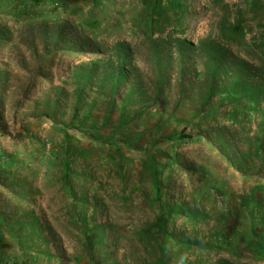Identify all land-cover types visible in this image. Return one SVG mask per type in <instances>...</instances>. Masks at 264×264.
Segmentation results:
<instances>
[{
	"label": "rangeland",
	"instance_id": "rangeland-1",
	"mask_svg": "<svg viewBox=\"0 0 264 264\" xmlns=\"http://www.w3.org/2000/svg\"><path fill=\"white\" fill-rule=\"evenodd\" d=\"M264 0H0V264H264Z\"/></svg>",
	"mask_w": 264,
	"mask_h": 264
},
{
	"label": "crops",
	"instance_id": "crops-1",
	"mask_svg": "<svg viewBox=\"0 0 264 264\" xmlns=\"http://www.w3.org/2000/svg\"><path fill=\"white\" fill-rule=\"evenodd\" d=\"M264 219V218H263ZM264 221V220H263Z\"/></svg>",
	"mask_w": 264,
	"mask_h": 264
}]
</instances>
